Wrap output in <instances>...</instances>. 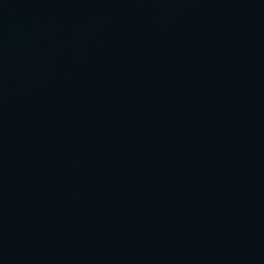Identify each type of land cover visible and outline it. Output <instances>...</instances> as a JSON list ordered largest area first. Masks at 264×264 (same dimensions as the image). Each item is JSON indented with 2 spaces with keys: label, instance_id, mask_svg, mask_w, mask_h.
Segmentation results:
<instances>
[{
  "label": "water",
  "instance_id": "95a60500",
  "mask_svg": "<svg viewBox=\"0 0 264 264\" xmlns=\"http://www.w3.org/2000/svg\"><path fill=\"white\" fill-rule=\"evenodd\" d=\"M0 264H264V0H0Z\"/></svg>",
  "mask_w": 264,
  "mask_h": 264
}]
</instances>
